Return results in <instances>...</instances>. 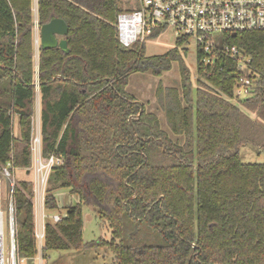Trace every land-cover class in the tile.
Here are the masks:
<instances>
[{
	"label": "trees",
	"instance_id": "1",
	"mask_svg": "<svg viewBox=\"0 0 264 264\" xmlns=\"http://www.w3.org/2000/svg\"><path fill=\"white\" fill-rule=\"evenodd\" d=\"M36 7L38 26L61 18L68 28V53L39 47L37 87L32 0H0V166L25 170L11 193L17 262L35 264L37 253L27 170L37 88L40 155L62 159L49 172L57 185L45 188L44 209L57 208V188L79 199L60 222L46 219L42 254L105 249L110 264H264V163H243L239 154L248 145L264 153V31L224 35L250 58L253 83L238 97L240 72L223 54L204 63L208 56L196 51L193 90L178 50L185 38L152 57L144 43L121 46V0H36ZM172 62L180 91L161 84L155 91L165 130L125 85L133 72L160 75ZM82 204L108 239L82 240Z\"/></svg>",
	"mask_w": 264,
	"mask_h": 264
},
{
	"label": "rangeland",
	"instance_id": "2",
	"mask_svg": "<svg viewBox=\"0 0 264 264\" xmlns=\"http://www.w3.org/2000/svg\"><path fill=\"white\" fill-rule=\"evenodd\" d=\"M122 9H130L135 7L132 0H121ZM36 0H32V14H33V68L35 73V86L37 87V74H38V56H39V31L36 26ZM176 46V36L171 30H165L155 38L147 39L144 42L145 57H152L161 55L169 51ZM186 49L181 51V49ZM180 54L182 55L184 65L188 68L190 74V80L193 84V90L195 86L196 78V47L191 39H188L182 47H178ZM178 62H172L168 70L162 71L160 75H155L151 68L145 71H138L131 73L125 85V91L127 94L132 95L137 102L143 104L147 111L155 112L162 124V128L166 130V126L163 121V113L158 110L155 103V91L158 84L162 86L172 87L180 91V75L178 70ZM38 90L36 88V96L33 104V116L32 122V154L31 163L28 167L30 172V179L33 182L35 167L34 162L40 156V143L34 141L39 132V111H40V99ZM13 135H17V117L13 115ZM34 152V155H33ZM240 158L243 163H264V153H258L251 146H242L239 150ZM42 158V157H41ZM10 165L0 166V264H13L12 258V245H11V227L10 217H12L13 223V208L11 193L14 186V182L17 178L24 175L23 168H11ZM53 173H48L46 179L45 188L56 187V182H50ZM57 208L51 211L43 210L42 213L45 216L51 217L54 214H59L64 218L66 214V207L69 205H76L79 199L76 195L70 193L68 188H57L53 192ZM35 195L33 190V211H34V234L36 238L37 253L34 257L35 264H110L111 254L106 252L105 249L98 250H49L45 254L41 253L43 245V239H37L38 234V221L37 213L38 206L35 202ZM42 204V202H41ZM44 204V201H43ZM83 229L82 240L89 242L97 238H109V231L106 225L101 222L95 212L90 206L81 205ZM12 230L14 231V225L12 224ZM14 234V233H13ZM44 234V230H43ZM110 259V260H109ZM15 264H26V260H20L17 262L14 259Z\"/></svg>",
	"mask_w": 264,
	"mask_h": 264
},
{
	"label": "built area",
	"instance_id": "3",
	"mask_svg": "<svg viewBox=\"0 0 264 264\" xmlns=\"http://www.w3.org/2000/svg\"><path fill=\"white\" fill-rule=\"evenodd\" d=\"M132 3L135 7L117 15L115 27L121 46L144 43L154 32L171 30L176 38L191 39L196 51L208 56L203 59L204 63L210 62L216 54L235 60L240 72L236 93L238 97L245 95L253 83L248 75L251 72L250 58L243 50L226 42L224 35L264 31V0H132ZM35 24L38 27L37 19ZM34 141L40 143L39 132ZM61 163L62 159L54 156L41 158L40 155L35 160L33 190L36 204L39 200L44 201L46 179L51 168ZM36 217L39 240L43 239L46 219L52 223L62 220L59 214L48 217L42 212ZM12 258L15 264V253L14 256L12 253Z\"/></svg>",
	"mask_w": 264,
	"mask_h": 264
},
{
	"label": "water",
	"instance_id": "4",
	"mask_svg": "<svg viewBox=\"0 0 264 264\" xmlns=\"http://www.w3.org/2000/svg\"><path fill=\"white\" fill-rule=\"evenodd\" d=\"M39 31V46L41 49L47 48H59L62 52L68 53L66 40L63 38L67 32L68 28L66 23L61 18H53L49 22L38 26ZM235 37V34L231 35ZM10 227L12 228V217H10ZM11 245L12 253L14 256V234L11 233Z\"/></svg>",
	"mask_w": 264,
	"mask_h": 264
},
{
	"label": "crops",
	"instance_id": "5",
	"mask_svg": "<svg viewBox=\"0 0 264 264\" xmlns=\"http://www.w3.org/2000/svg\"><path fill=\"white\" fill-rule=\"evenodd\" d=\"M41 202H42V204H41ZM36 205L38 206V214H40L43 210H45V209H44L43 201H40V200H39V202H37Z\"/></svg>",
	"mask_w": 264,
	"mask_h": 264
}]
</instances>
